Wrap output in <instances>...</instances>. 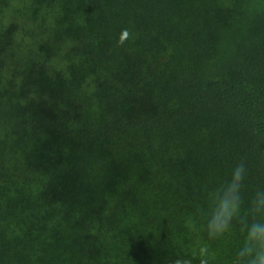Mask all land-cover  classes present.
<instances>
[{"label": "trees", "instance_id": "16d2710c", "mask_svg": "<svg viewBox=\"0 0 264 264\" xmlns=\"http://www.w3.org/2000/svg\"><path fill=\"white\" fill-rule=\"evenodd\" d=\"M241 160L248 194L264 0H0V264H166Z\"/></svg>", "mask_w": 264, "mask_h": 264}, {"label": "clouds", "instance_id": "9594fccd", "mask_svg": "<svg viewBox=\"0 0 264 264\" xmlns=\"http://www.w3.org/2000/svg\"><path fill=\"white\" fill-rule=\"evenodd\" d=\"M134 38L131 30L123 29L117 46ZM248 175L246 162L241 160L227 179L200 189L185 226L191 233H206V239L176 246L166 264H215L218 253L211 242L234 235L239 236V241L225 264H264V186L246 194Z\"/></svg>", "mask_w": 264, "mask_h": 264}]
</instances>
